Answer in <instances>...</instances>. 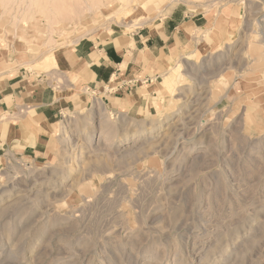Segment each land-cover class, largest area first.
Returning a JSON list of instances; mask_svg holds the SVG:
<instances>
[{"label": "rangeland", "instance_id": "obj_1", "mask_svg": "<svg viewBox=\"0 0 264 264\" xmlns=\"http://www.w3.org/2000/svg\"><path fill=\"white\" fill-rule=\"evenodd\" d=\"M170 1L0 0V39L43 53ZM234 3L167 59L146 112L90 99L46 150L2 159L0 264H264V0Z\"/></svg>", "mask_w": 264, "mask_h": 264}, {"label": "crops", "instance_id": "obj_2", "mask_svg": "<svg viewBox=\"0 0 264 264\" xmlns=\"http://www.w3.org/2000/svg\"><path fill=\"white\" fill-rule=\"evenodd\" d=\"M228 1L162 3L161 14L129 31L80 38L50 49L56 65L46 58L50 50L35 54L0 39V163L6 156H33L46 150L63 115L90 99H101L117 112H146L167 59L208 23L219 20L226 30L235 23L242 10L236 3L225 5Z\"/></svg>", "mask_w": 264, "mask_h": 264}, {"label": "bare ground", "instance_id": "obj_3", "mask_svg": "<svg viewBox=\"0 0 264 264\" xmlns=\"http://www.w3.org/2000/svg\"><path fill=\"white\" fill-rule=\"evenodd\" d=\"M125 2V1H124ZM139 5L141 6V7H144V5H145V3L144 2H142V1H139ZM141 3H143V4H141ZM146 6V5H145ZM137 9V8H136ZM133 10V9H132ZM126 13V12H125ZM127 14V13H126ZM129 15V14H128ZM127 16V15H126ZM125 17V16H124ZM119 18V17H118ZM123 18V17H122ZM118 22L117 23H119V19L117 20ZM129 23V22H128ZM52 24V23H51ZM120 24V23H119ZM118 25V24H117ZM110 26H111V24H110ZM119 26V25H118ZM125 27V26H124ZM34 48H37L36 46H33ZM33 49V48H32ZM39 49V48H38ZM33 52H34V50H33ZM47 56H46V58H47V60H48V62H51L53 65H56V58H55V55H54V52L52 51V52H48L47 54H46ZM40 65V64H39ZM178 76V75H177ZM177 76L175 77V75L174 74H170V75H168V77L167 78H165V80H164V86H165V88H171V86L174 84V82L176 81V78H177ZM171 90V89H170ZM169 90V91H170ZM58 129H55V131H57ZM43 145V144H42Z\"/></svg>", "mask_w": 264, "mask_h": 264}, {"label": "built area", "instance_id": "obj_4", "mask_svg": "<svg viewBox=\"0 0 264 264\" xmlns=\"http://www.w3.org/2000/svg\"><path fill=\"white\" fill-rule=\"evenodd\" d=\"M261 19L264 20V13H263V17Z\"/></svg>", "mask_w": 264, "mask_h": 264}]
</instances>
